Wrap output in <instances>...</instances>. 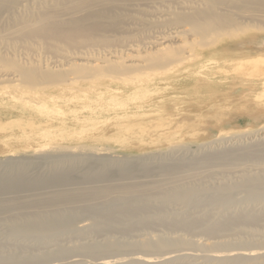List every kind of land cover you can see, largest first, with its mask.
<instances>
[{"label": "bare ground", "instance_id": "bare-ground-1", "mask_svg": "<svg viewBox=\"0 0 264 264\" xmlns=\"http://www.w3.org/2000/svg\"><path fill=\"white\" fill-rule=\"evenodd\" d=\"M250 27L261 34L244 40L241 52L245 48L264 49V0H0V87L14 83L15 91L41 97L48 90L63 91L80 81L94 82V72L100 68L108 69L115 80L124 79L123 74L139 66L167 72L174 63L184 64L190 56L186 57L185 53L193 52L196 43L208 47V38L217 41L226 33L246 32ZM191 38L196 40L191 42ZM254 42L260 45L249 47ZM259 75H263L259 80H264V74L257 72L256 76ZM250 147L246 149L261 150L264 156V140ZM52 156L44 157L51 164L47 172L23 173L5 182L0 180V227L11 238H29L36 245L43 244L40 253L25 256L3 252L0 248V261L5 264H41L48 260L50 250L47 249L52 245L59 249V240L76 232L75 220L83 215L91 219V229H112L106 234L114 232L120 221L127 222L122 232L149 228L146 227L149 221L168 219L172 224H189L181 226L194 230L202 225L209 212L193 218L190 214L203 206V200L197 198L209 195L204 204L216 205L220 210L216 214L217 222L204 226L207 230L231 229L238 224L257 227L258 220L264 216V205L251 210L235 207L241 203H264L262 172L240 181L208 186L195 178L204 168L221 165L215 155L200 156L196 163L193 158L182 165L164 160L153 170L145 165H138L139 168L127 165L115 177L106 171L111 163L108 158L79 154L74 156L79 159L71 163L65 156ZM90 158L93 165L82 169ZM142 183L156 184L161 189L148 194L128 189ZM114 186L129 192L99 200L110 195L109 188ZM236 190L245 196L236 199L233 195ZM147 198L151 202L144 201ZM157 202L165 209L159 210ZM169 204L180 205L182 210L164 214ZM151 209L157 211L153 217L146 215ZM176 242L178 238L163 235L136 241L112 235L104 242L79 247L86 251L121 249L113 253H123L128 247L139 246L140 251L126 257L102 254L90 262L70 258L68 263L186 264L196 261L206 264L216 260L217 264H239L240 258L257 257L264 264V247L229 251L183 248L162 252V248ZM150 248L155 251L153 254L147 250Z\"/></svg>", "mask_w": 264, "mask_h": 264}, {"label": "rangeland", "instance_id": "rangeland-1", "mask_svg": "<svg viewBox=\"0 0 264 264\" xmlns=\"http://www.w3.org/2000/svg\"><path fill=\"white\" fill-rule=\"evenodd\" d=\"M256 30L250 27L246 32L226 33L217 41L208 38V47L196 43L193 52L185 53L186 57L190 55L185 63H174L167 72L139 66L123 74L124 79L115 80L108 69L100 68L94 72V82L80 81L63 91L48 90L41 97L15 91L14 83L0 87V180L5 182L11 176L23 173L47 172L51 164L44 159L46 156L62 155L73 163L79 159L74 156L79 154L110 159L106 171L112 177L127 165H145L153 170L164 160L182 165L193 158L196 163L200 156L208 158L211 155L218 156L215 160L221 161V165L204 168L195 177L201 179L203 185L240 181L258 172L264 174L261 150L246 149L258 140H264V80H259L263 75L256 76L257 72L264 74V49L245 48L241 52L239 48L243 47L244 40L261 34ZM195 40L190 39L191 42ZM259 45L254 42L249 47ZM224 153L231 156L226 157ZM92 160L83 163L81 168L93 165ZM24 162L28 165L21 166ZM128 189L148 194L161 188L142 183ZM123 192L129 191L114 186L109 188L110 195L99 200L125 194ZM233 195L236 199L245 196L241 190L234 191ZM207 198L210 196L198 197L203 200V206L190 214L193 218L209 212L202 225L194 230L181 226L189 224H172L168 219L166 222L149 221L146 226L149 228H126L128 231L122 232L127 222L120 221L119 226L113 228L114 232L106 234L112 229H91V219L86 215L79 216L75 220L76 232L64 235L59 240V249L50 246L47 249L50 250L49 259L41 264H69L70 258L90 262L102 254L120 251H86L79 247L80 244L104 242L112 235L125 241L157 235L178 238V242L162 248V252L183 248L229 251L264 247V216L258 220L257 227L238 224L240 226L233 225L231 229L207 230L204 226L216 223V214L220 210L216 205L204 204ZM144 201L151 202L148 198ZM157 203L159 210L165 209ZM254 203L235 204V207L251 210L264 205L261 201ZM166 207L164 214L182 210L180 205ZM156 212L151 209L146 215L153 217ZM3 228L0 227L3 252L25 256L43 249V244L33 243L36 242L34 239L9 237ZM140 249L131 246L124 251L126 253L111 255L126 257ZM147 250L152 254L155 252L151 248ZM190 262L186 264L198 263ZM216 262L209 260L206 264ZM238 262L262 264L257 257L252 260L240 258ZM0 264L5 263L0 261Z\"/></svg>", "mask_w": 264, "mask_h": 264}, {"label": "crops", "instance_id": "crops-1", "mask_svg": "<svg viewBox=\"0 0 264 264\" xmlns=\"http://www.w3.org/2000/svg\"><path fill=\"white\" fill-rule=\"evenodd\" d=\"M240 48V47H239Z\"/></svg>", "mask_w": 264, "mask_h": 264}]
</instances>
